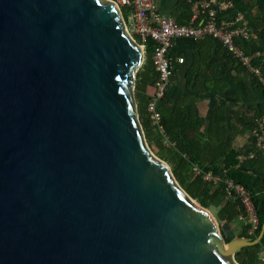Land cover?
<instances>
[{"label": "water", "instance_id": "95a60500", "mask_svg": "<svg viewBox=\"0 0 264 264\" xmlns=\"http://www.w3.org/2000/svg\"><path fill=\"white\" fill-rule=\"evenodd\" d=\"M117 5L0 0V264H239L264 223L227 244L152 154Z\"/></svg>", "mask_w": 264, "mask_h": 264}, {"label": "trees", "instance_id": "16d2710c", "mask_svg": "<svg viewBox=\"0 0 264 264\" xmlns=\"http://www.w3.org/2000/svg\"><path fill=\"white\" fill-rule=\"evenodd\" d=\"M197 1L199 0H179L177 14L175 16L180 23H191L194 15V5ZM227 1H232L235 5V10L242 11L245 14V18L249 22L250 30L255 32L258 37L264 38V1L257 0L255 3L253 0ZM254 7H257L259 12L260 20L258 23L253 19L254 16L252 15V10ZM125 10L126 14L130 13L128 8L125 7ZM223 16L224 12H221L220 18ZM206 38L214 39L219 43V45H224L222 41L215 39L212 36ZM238 41L244 47L246 53L252 54L243 41ZM155 47V40L149 39L146 48V64L138 73L136 84V98L139 114L149 137L152 136L153 129L157 128L160 130L159 127L154 125L149 113V104L152 98L149 96L148 90L150 87L154 86L159 79V73L155 67L153 59ZM227 50L243 69L249 71L253 82L264 92V83H262L250 70H248V68L239 59H237L228 48ZM259 63L260 58L254 57L253 64ZM261 68L264 74L263 64H261ZM225 109V101L217 102L216 111L213 114L212 123L210 125L208 141H205L206 136L202 131L203 123H198L192 119H188L180 105L170 107L166 102V106L162 110V125L166 137H168L176 147V157H178L181 161V168L191 166L194 170V174L196 175L195 180L188 187V192L192 197L202 199L203 204H207V198H215L214 196H210V189L214 184L206 181L205 179V176L210 173L214 176H221L223 178V181L221 182L223 186L222 190L217 193L222 195L226 194L227 184L225 179H231L243 185L251 194L259 218L258 229L255 235H252L255 237L260 233L264 223V179L262 178V175L264 174V151L259 150L253 141V144L245 153V161L242 162L240 160V153L231 148L230 142L226 145L223 144L227 134V128L225 125ZM262 116H264V106H258L254 109L252 116L251 131L255 128L256 121ZM250 153H254L255 156L253 158H248ZM221 159L227 161V167L225 169L218 165ZM196 168H199L202 173L198 174L195 172ZM176 174L179 180L185 184V177L181 174L180 169L176 172ZM244 212L245 206L242 201L232 198L228 202V208L225 212H223L222 217L232 220L235 217L241 216ZM248 228V226L245 227L240 235L249 237Z\"/></svg>", "mask_w": 264, "mask_h": 264}, {"label": "crops", "instance_id": "0c3cea01", "mask_svg": "<svg viewBox=\"0 0 264 264\" xmlns=\"http://www.w3.org/2000/svg\"><path fill=\"white\" fill-rule=\"evenodd\" d=\"M209 0H199L194 5V13L199 4ZM257 0H253L255 3ZM264 1V0H261ZM165 13L177 14L179 0H158ZM253 19L260 20L257 7L252 10ZM244 44L264 65V38L255 32ZM174 55L185 57L184 64H177L168 96L164 101L170 107L180 105L188 119L203 123L202 131L209 139L210 125L216 104L226 102L225 125L227 134L223 144H229L240 153V160L245 161V153L253 144L251 133L254 109L264 106V92L252 80L249 71L243 69L224 45L211 38L195 40L180 38L175 42ZM249 70V69H248ZM154 92L153 86L148 94ZM221 159L218 165L221 167ZM264 179V174L262 175Z\"/></svg>", "mask_w": 264, "mask_h": 264}, {"label": "built area", "instance_id": "2783aa9c", "mask_svg": "<svg viewBox=\"0 0 264 264\" xmlns=\"http://www.w3.org/2000/svg\"><path fill=\"white\" fill-rule=\"evenodd\" d=\"M115 2L117 3V1ZM119 2L130 10L134 27L141 38L145 51L149 39L156 42L153 59L159 73V79L153 86L154 92L150 96L152 99L149 104V113L154 125L163 132L162 110L164 101L168 96L177 64H184L186 61L185 57L177 58L174 55L175 42L180 38L200 40L212 36L222 41L233 55L264 83L261 62L253 64V58L261 53H246L238 41H248L253 36V32L250 30L245 14L235 10L232 1L209 0L199 4L189 24L180 23L175 15L163 12L158 0H119ZM221 12H224L222 18H220ZM251 133L255 146L264 151V116L256 121V126ZM254 156V153H250L248 158ZM196 172L202 173L199 168H196ZM205 179L212 183L223 181L221 176H214L211 173L207 174ZM225 182L229 197L241 200L247 216L253 219V229L248 233L255 235L259 226V218L251 194L243 185L234 180L225 179Z\"/></svg>", "mask_w": 264, "mask_h": 264}, {"label": "rangeland", "instance_id": "374dc122", "mask_svg": "<svg viewBox=\"0 0 264 264\" xmlns=\"http://www.w3.org/2000/svg\"><path fill=\"white\" fill-rule=\"evenodd\" d=\"M117 1V4L119 6V8L121 9L122 15H123V19L125 22V28L126 30L129 32V34L131 35V37L133 38V40L135 42H137L141 47L142 46V41L140 36L138 35L136 28L134 27L133 24V19L131 16V13L126 14V10L125 7L122 6V4L119 2V0H115ZM254 34V33H253ZM145 60L141 66V68L139 69V72L142 70V68L145 66L146 64V60H147V53L145 51ZM138 72V73H139ZM136 92V91H135ZM139 118L141 121V124L143 126V121L141 119V116L139 114ZM143 130L144 133L146 135V139H147V144L149 146L150 151L152 152V154L161 162L165 163L171 170L172 174L174 175V177L176 178L177 182L180 184V186L186 191L188 192V187L190 184L193 183V181L195 180L196 175L194 174V170L192 169L191 166H187L185 168H181V161L178 157H176L177 154V150L176 147L174 145V143H172L168 137H166L165 133L163 131H161V129H153V133L152 136L149 137L147 135V131L145 130L144 126H143ZM227 167V161L223 160L221 163V168L225 169ZM181 171V174L184 175L185 177V184H183L179 178L177 177L176 172L177 171ZM196 170V169H195ZM196 172V171H195ZM211 182V181H208ZM213 187L210 189V196H214L215 198H207L206 199V203L207 204H203V200L202 199H196L193 197V199L202 207H204L205 209H207L213 217L216 218L217 222L219 223V226L221 228V232L225 237V241L228 242L231 241L232 237H228L223 229V225L225 223H229L231 225V228L234 230V232L236 233V235H240L242 233V231L245 229V227H249L248 231L253 229V219H251V217L247 216L246 211L239 217H235L232 220L229 219H225L224 217H222L223 212L226 211V209L228 208V202L230 201V197L228 195V193L222 195L220 193H217L219 191L222 190V184L221 182L219 183H213ZM189 193V192H188ZM260 252L259 254H255L252 258V256H250L248 254V251L245 250V248H243V250L239 253H236L234 255V259L236 262H238L239 264H264V247H260Z\"/></svg>", "mask_w": 264, "mask_h": 264}, {"label": "flooded vegetation", "instance_id": "af4514ba", "mask_svg": "<svg viewBox=\"0 0 264 264\" xmlns=\"http://www.w3.org/2000/svg\"><path fill=\"white\" fill-rule=\"evenodd\" d=\"M249 234V233H248ZM250 238H252V239H254V238H256L257 237V235L254 237V236H252V235H250L249 236ZM264 247V237L262 238V240L261 241H259L258 243H256V244H254V245H251V246H246L245 247V250L246 251H248V254L250 255V256H254L256 253L257 254H259V253H261L260 252V247ZM243 250V249H242ZM241 250V251H242ZM241 251H239V252H241ZM238 252V253H239Z\"/></svg>", "mask_w": 264, "mask_h": 264}, {"label": "bare ground", "instance_id": "6f19581e", "mask_svg": "<svg viewBox=\"0 0 264 264\" xmlns=\"http://www.w3.org/2000/svg\"><path fill=\"white\" fill-rule=\"evenodd\" d=\"M118 6V5H117ZM227 247H228V245H227Z\"/></svg>", "mask_w": 264, "mask_h": 264}]
</instances>
